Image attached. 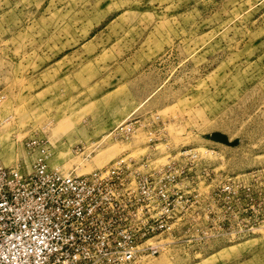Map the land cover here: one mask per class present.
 <instances>
[{
    "label": "rangeland",
    "instance_id": "374dc122",
    "mask_svg": "<svg viewBox=\"0 0 264 264\" xmlns=\"http://www.w3.org/2000/svg\"><path fill=\"white\" fill-rule=\"evenodd\" d=\"M121 156L200 194L141 264H264V0H0V165Z\"/></svg>",
    "mask_w": 264,
    "mask_h": 264
},
{
    "label": "built area",
    "instance_id": "2783aa9c",
    "mask_svg": "<svg viewBox=\"0 0 264 264\" xmlns=\"http://www.w3.org/2000/svg\"><path fill=\"white\" fill-rule=\"evenodd\" d=\"M185 160L149 169L121 156L83 175L45 157L29 169L0 165V264H141L161 254L191 209L202 218L200 194L184 189Z\"/></svg>",
    "mask_w": 264,
    "mask_h": 264
},
{
    "label": "trees",
    "instance_id": "16d2710c",
    "mask_svg": "<svg viewBox=\"0 0 264 264\" xmlns=\"http://www.w3.org/2000/svg\"><path fill=\"white\" fill-rule=\"evenodd\" d=\"M215 136H220V135L216 134Z\"/></svg>",
    "mask_w": 264,
    "mask_h": 264
},
{
    "label": "bare ground",
    "instance_id": "6f19581e",
    "mask_svg": "<svg viewBox=\"0 0 264 264\" xmlns=\"http://www.w3.org/2000/svg\"><path fill=\"white\" fill-rule=\"evenodd\" d=\"M11 167V166H10Z\"/></svg>",
    "mask_w": 264,
    "mask_h": 264
}]
</instances>
